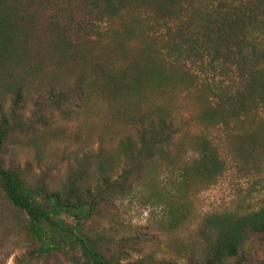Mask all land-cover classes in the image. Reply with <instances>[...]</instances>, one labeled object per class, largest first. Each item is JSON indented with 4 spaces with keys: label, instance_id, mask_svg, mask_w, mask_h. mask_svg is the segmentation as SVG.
Here are the masks:
<instances>
[{
    "label": "trees",
    "instance_id": "1",
    "mask_svg": "<svg viewBox=\"0 0 264 264\" xmlns=\"http://www.w3.org/2000/svg\"><path fill=\"white\" fill-rule=\"evenodd\" d=\"M230 170L264 186V0H0V264H264V199L196 212Z\"/></svg>",
    "mask_w": 264,
    "mask_h": 264
},
{
    "label": "rangeland",
    "instance_id": "2",
    "mask_svg": "<svg viewBox=\"0 0 264 264\" xmlns=\"http://www.w3.org/2000/svg\"><path fill=\"white\" fill-rule=\"evenodd\" d=\"M182 112L185 110H181ZM188 118H192V113H185ZM63 146L49 149L48 155L53 151L63 149ZM15 157L20 164L33 161L35 151L33 149L16 146L13 148ZM11 153V152H10ZM66 170V165L61 166L58 176ZM171 180L167 174H163L161 183L167 185ZM254 182L251 179H244L238 176L235 171L230 170L227 174L213 187L204 191L198 196L195 207L197 213H209L217 210L231 208L237 205L239 199L246 198L248 202L259 203L264 199V186L253 188ZM150 191L142 189L137 196L127 199L118 209L116 216L119 220L131 223L133 225L151 227L156 232L161 230V222L163 221V208L160 203L149 198ZM70 222H73L69 219ZM110 221H104L100 225L101 228H109ZM163 234V233H161ZM29 243L24 239L21 233L16 231L12 240L8 245V251L12 253L7 264H15L17 257L27 251ZM65 264H71L70 261L62 256ZM54 261L52 260L51 263Z\"/></svg>",
    "mask_w": 264,
    "mask_h": 264
}]
</instances>
